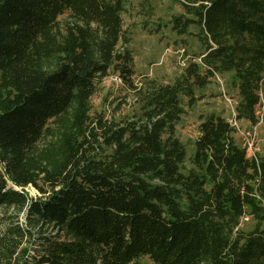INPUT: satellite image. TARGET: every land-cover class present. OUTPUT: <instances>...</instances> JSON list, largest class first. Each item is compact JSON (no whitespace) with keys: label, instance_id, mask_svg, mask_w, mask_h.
<instances>
[{"label":"trees","instance_id":"16d2710c","mask_svg":"<svg viewBox=\"0 0 264 264\" xmlns=\"http://www.w3.org/2000/svg\"><path fill=\"white\" fill-rule=\"evenodd\" d=\"M129 1L0 0V264H264V138L248 155L215 112L192 154L177 134L226 73L233 117L264 120V0H182L172 29L196 27L204 50L173 82L141 85ZM111 70L138 104L119 119L92 114Z\"/></svg>","mask_w":264,"mask_h":264},{"label":"rangeland","instance_id":"374dc122","mask_svg":"<svg viewBox=\"0 0 264 264\" xmlns=\"http://www.w3.org/2000/svg\"><path fill=\"white\" fill-rule=\"evenodd\" d=\"M182 0H130L123 13L124 30L129 39L126 47L134 56L135 73L133 81L141 85L149 79L159 83H170L179 76L191 57L204 50L196 27H191V33L179 35L172 29L171 18L184 12ZM147 2L146 5L143 3ZM121 44V43H120ZM200 99L195 106H185L187 112L182 115L177 126V134L186 144L189 154L194 151V140L200 133L201 117L207 113L215 112L231 120L236 113L239 99L238 91L232 84V74L226 73L213 78L211 84L198 91ZM92 114L103 112L108 119H119L131 115L138 109L134 92L125 83L115 70L105 77L96 88L91 98ZM261 108L258 113L261 115ZM240 129L234 133L238 145L244 146L243 131L250 127V122L242 120ZM253 151L263 152L264 120L257 124ZM252 151H247L252 155ZM27 190L33 196L39 191L28 185ZM3 210L0 209V215ZM255 220L244 216L240 227L248 230L253 228ZM142 262L152 264L144 257Z\"/></svg>","mask_w":264,"mask_h":264},{"label":"built area","instance_id":"2783aa9c","mask_svg":"<svg viewBox=\"0 0 264 264\" xmlns=\"http://www.w3.org/2000/svg\"><path fill=\"white\" fill-rule=\"evenodd\" d=\"M231 124L234 125L238 130L240 129V124L236 120L235 117L230 120ZM256 128L257 125H251L249 128L244 129L243 135L245 137L244 141V147H246L249 151H252L251 153L255 155V151H253L254 148V142H255V137H256Z\"/></svg>","mask_w":264,"mask_h":264}]
</instances>
